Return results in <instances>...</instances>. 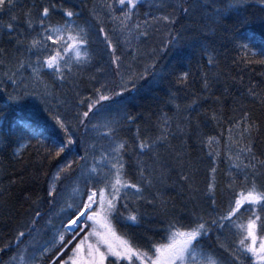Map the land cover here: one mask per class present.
<instances>
[{
    "label": "snow or ice",
    "instance_id": "snow-or-ice-1",
    "mask_svg": "<svg viewBox=\"0 0 264 264\" xmlns=\"http://www.w3.org/2000/svg\"><path fill=\"white\" fill-rule=\"evenodd\" d=\"M252 2L81 0L77 10L68 0H0V91L33 118L10 125L0 108V152L21 158L35 140L41 164L59 161L47 227L42 197L24 195L27 207L16 208L23 175L0 179V217L12 224L0 264H264V87L232 75L264 66V45L240 32ZM254 2L264 26V0ZM173 53L175 64L160 63ZM141 81L167 84L145 124L127 104ZM81 129L83 154L69 159Z\"/></svg>",
    "mask_w": 264,
    "mask_h": 264
},
{
    "label": "trees",
    "instance_id": "trees-1",
    "mask_svg": "<svg viewBox=\"0 0 264 264\" xmlns=\"http://www.w3.org/2000/svg\"><path fill=\"white\" fill-rule=\"evenodd\" d=\"M30 2V0H29ZM59 2V0H58ZM69 3L74 4L76 6L77 10H80L81 0H68ZM86 2L91 6L92 0H86ZM147 10V6L140 8V13L143 14L144 11ZM87 9L83 10V15L87 16ZM22 15V14H21ZM242 15L249 17V23L240 27L241 33H249L252 36V41L254 42V45L257 49H259L262 45H264V26H262L259 23L258 17L260 16L259 9L257 5L255 4L254 0L249 5V7L242 12ZM179 27V25H177ZM242 42H247L245 37H240ZM103 47L100 43H93L91 45V48L93 51H97ZM229 47H231L229 45ZM190 51V49L186 50ZM223 51V49H222ZM233 53H229V57H231ZM192 59V71H196V61L197 57L193 55L191 57ZM222 61V67H223V56L221 57ZM161 64H164L166 67L175 64V53L172 55L165 56L160 61ZM182 67L187 68L188 62L187 59H185L182 64ZM261 73H264V66L260 65H252L247 68H232V75L236 77L238 80L241 76L243 77V82L245 84H248L249 81H251L254 84L259 85L260 87H264V75H261ZM230 84H234V81L230 80ZM223 87L222 84L217 85L218 89H221ZM0 88H4L3 84H0ZM196 90H199V83L195 85ZM8 91H11V88L9 87L7 89ZM259 90V89H258ZM87 94V93H85ZM167 94V84L162 85H154L149 83L148 81H141L140 82V91L139 93H132L135 97L133 100L127 101L128 104V111L132 112L133 114H139L138 116V122L141 124L148 123V121H145L144 117L148 112H155L157 109L161 108L163 106V100L166 97ZM219 94V92H217ZM128 96L129 94H125ZM27 105H35L37 108H41L42 106L39 105V102L36 100H33L29 98L25 102ZM211 101L207 102L204 106L208 107ZM5 105H8L7 109H5V115L7 117L8 123L14 124L17 120H21L26 123H32V116L28 112L27 108L21 110L18 106L10 104V102L7 99V96L5 92L0 91V108H3ZM256 114L260 116L261 119H264V115H261V112L259 108L256 109ZM40 115L43 117L44 120H47V116L43 113L41 110ZM153 119H155V116H153ZM203 119V117H201ZM49 125H51V121H48ZM54 127V126H52ZM52 129L50 128L49 131ZM209 132H217V130L213 127H209L207 129ZM83 132V129L80 130V132H75V139L76 143L75 145L71 146V151L68 153L67 158H71L73 155L76 154H83L81 146H80V138L81 133ZM56 135L59 137L61 141H63L64 136L63 133H60L58 129H56ZM27 138V137H25ZM35 140L32 141V147H29L28 149L24 150L22 152V157L18 159H13L11 155V148H9L7 151L0 152V179H2L5 183L8 181L10 177H19L20 175H23L24 180L21 183L19 180L17 184L13 187V198L15 201L16 208L19 210L20 213L23 212V208H21V205L23 204L24 207H27L26 202L23 200L24 195L30 194L33 198L36 197H42L43 203L41 205V211L43 212L44 218L40 220L39 226L40 227H47L45 224V221L47 220L48 216L50 214H54L58 209L54 206H50L46 201L48 200L47 197V190H48V184L52 180L53 174L56 172L59 161L52 160L51 162L45 160L42 164L37 159V152L38 148L35 146ZM13 147L15 146V140H12ZM207 149H205V152ZM39 152H43V149L40 148ZM199 148L196 147L194 151V155L198 154ZM227 167L226 164L221 163L220 164V170L218 172V175L223 178L224 175V169ZM201 175L203 176L204 173L202 172ZM175 195V193H173ZM221 204H226V198H221ZM51 208V211H50ZM17 218H19V214L17 215ZM53 221H58L55 215L52 216ZM12 227L11 222L7 221L5 218L0 217V243L3 242L4 239V233L8 232L9 229ZM52 236V231H48L44 238L50 239ZM7 259V256L4 257Z\"/></svg>",
    "mask_w": 264,
    "mask_h": 264
}]
</instances>
